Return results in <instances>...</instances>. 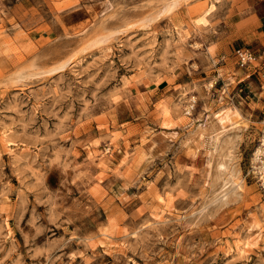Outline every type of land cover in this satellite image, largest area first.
<instances>
[{
    "label": "rangeland",
    "instance_id": "1",
    "mask_svg": "<svg viewBox=\"0 0 264 264\" xmlns=\"http://www.w3.org/2000/svg\"><path fill=\"white\" fill-rule=\"evenodd\" d=\"M221 1L0 0V264H264V52Z\"/></svg>",
    "mask_w": 264,
    "mask_h": 264
},
{
    "label": "crops",
    "instance_id": "2",
    "mask_svg": "<svg viewBox=\"0 0 264 264\" xmlns=\"http://www.w3.org/2000/svg\"><path fill=\"white\" fill-rule=\"evenodd\" d=\"M220 4L227 9V17L236 18L233 23L229 24V27L234 28L235 40L233 42L240 41L242 47L247 48L251 53L252 51L254 53L264 52V0H223ZM231 48L232 45L227 44V46L221 48V50H216V52L219 56L222 54L226 56L230 53ZM216 70L223 81L231 76L234 81L244 79L247 84L253 85L251 78H247L252 73H248L246 68L243 71H234L233 68L227 69L225 67Z\"/></svg>",
    "mask_w": 264,
    "mask_h": 264
},
{
    "label": "bare ground",
    "instance_id": "3",
    "mask_svg": "<svg viewBox=\"0 0 264 264\" xmlns=\"http://www.w3.org/2000/svg\"><path fill=\"white\" fill-rule=\"evenodd\" d=\"M213 5L210 7V9H212ZM208 9V8H207ZM210 9H208L206 12H205V15H203L201 18L198 19L199 22H204L206 21L205 20V16L206 14H208V12L210 11ZM228 108V107H227ZM230 110L229 109H226V108H223L221 110H219L218 112H216L215 114H213L216 122L218 123V125H223L225 122H228L230 120ZM233 112V110H232ZM235 112V110H234ZM237 112V111H236ZM232 115V114H231ZM224 127V126H223ZM214 146H213V150L216 149L217 145H218V142H219V139L218 137L216 136L213 140H212ZM261 154H264V137H262V140H261V143L259 144V146L256 148V150L254 151L253 153V163L256 165V164H259V166H255V169H257V172L260 176V178L262 179V183H264V159H262V157L260 156ZM260 180V179H259ZM238 185V184H237ZM264 185V184H262ZM239 186V185H238ZM262 239V235L257 237L256 241H257V244H258V241H260Z\"/></svg>",
    "mask_w": 264,
    "mask_h": 264
},
{
    "label": "built area",
    "instance_id": "4",
    "mask_svg": "<svg viewBox=\"0 0 264 264\" xmlns=\"http://www.w3.org/2000/svg\"><path fill=\"white\" fill-rule=\"evenodd\" d=\"M235 53L241 68L248 66V64L254 59L252 53L247 49H237ZM260 156L264 159V154H261Z\"/></svg>",
    "mask_w": 264,
    "mask_h": 264
}]
</instances>
